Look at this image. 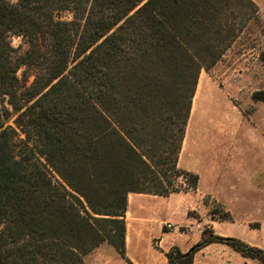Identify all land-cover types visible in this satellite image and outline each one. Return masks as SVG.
I'll return each instance as SVG.
<instances>
[{"label":"trees","instance_id":"trees-1","mask_svg":"<svg viewBox=\"0 0 264 264\" xmlns=\"http://www.w3.org/2000/svg\"><path fill=\"white\" fill-rule=\"evenodd\" d=\"M257 13L251 0H0V264H84L103 243L131 264L128 194L196 190L178 159L200 72ZM38 35L26 88L9 38ZM199 247L164 256L193 264Z\"/></svg>","mask_w":264,"mask_h":264},{"label":"rangeland","instance_id":"rangeland-1","mask_svg":"<svg viewBox=\"0 0 264 264\" xmlns=\"http://www.w3.org/2000/svg\"><path fill=\"white\" fill-rule=\"evenodd\" d=\"M6 1L16 4L18 0ZM251 1L258 8L256 18L222 59L199 75L206 85L199 111L193 117L197 124L178 160L180 170L198 176L199 190H190L180 179V192L168 198L131 195L136 197L132 211L142 209V215H158L161 232L170 231L162 239L161 248L171 242L187 247V251L200 246L193 264H264V0ZM62 18L70 19L67 15ZM9 43L21 63L16 75L28 88L42 69V37L38 35L31 41L29 37L11 36ZM207 85L218 97V105L213 102L211 108L215 123L202 122L199 117L210 108L208 99L213 93ZM4 107L8 125L16 129L13 121L17 114L5 102ZM167 224L171 228H166ZM159 231L144 234L135 255L139 264H163L158 240L149 239L151 234L159 238ZM219 238L238 239L258 252L254 257H243ZM83 260L84 264H127L108 243Z\"/></svg>","mask_w":264,"mask_h":264},{"label":"crops","instance_id":"crops-1","mask_svg":"<svg viewBox=\"0 0 264 264\" xmlns=\"http://www.w3.org/2000/svg\"><path fill=\"white\" fill-rule=\"evenodd\" d=\"M207 89H210L211 93H213V95L210 94V96L212 95V97L211 98L209 97V99H208V103L210 105V108H209V110L204 112V115L200 114L199 117H200V121H202V122L205 120H210L211 123H215L216 122L215 115H213L211 113V110L214 108V107L212 108L213 102L216 103V106L218 105V97L211 88H208V85H207ZM194 97H195V95H194ZM191 108H192V106H191ZM200 123L201 122H199V124ZM196 124L197 123H195L193 121V115L190 111V116H189V120H188V124H187V128H186V134H185L183 144H182V149L186 144V140H187L191 130H193V127H195ZM199 130H201V129H199ZM196 189H198V188H196ZM131 195L141 196L143 194H128V197H127L128 204H127V211H126V217H125V220H126V234H125L126 257L131 262V264H139L135 260V255H136V251L138 249V246H139L140 242L142 241L144 234L146 232H152L153 230L156 231V229L158 231L160 230L159 222H158L159 218H158V215H154V216L152 214L150 216L142 215L140 213L142 211V209H139L140 212L132 211L131 207L134 204L136 197L131 198ZM153 197H157V196H153ZM131 200H132V203H131ZM172 210H174V209H172ZM172 210L171 211L169 210V212H172ZM128 216H130V217H128ZM169 233H170V231L161 232V230H160L159 231V238L157 236H156V238H154L152 234L149 236L150 242L152 240H158V242H159L158 255L160 256V261H162L163 264H168L164 254L171 247H177L181 253H184L187 251V247L180 248L177 246V244L175 242H171V244L165 249L161 248L160 243H161L162 239H164V237ZM176 234H177V236L183 235V234H179V233H176ZM191 240H192L191 237L188 238L186 241L187 244H189L191 242ZM194 240L196 241V239H194Z\"/></svg>","mask_w":264,"mask_h":264},{"label":"bare ground","instance_id":"bare-ground-1","mask_svg":"<svg viewBox=\"0 0 264 264\" xmlns=\"http://www.w3.org/2000/svg\"><path fill=\"white\" fill-rule=\"evenodd\" d=\"M204 85H206V84H205L203 78L201 76H199L196 94H195V97H194L193 102H192L191 113H192L193 117H195L196 113H198V111H199V104H200V101L202 98V94L205 90Z\"/></svg>","mask_w":264,"mask_h":264},{"label":"built area","instance_id":"built-area-1","mask_svg":"<svg viewBox=\"0 0 264 264\" xmlns=\"http://www.w3.org/2000/svg\"><path fill=\"white\" fill-rule=\"evenodd\" d=\"M165 227L169 229V228H171V225L167 224V225H165ZM199 227H200V225L196 226V228H199Z\"/></svg>","mask_w":264,"mask_h":264}]
</instances>
